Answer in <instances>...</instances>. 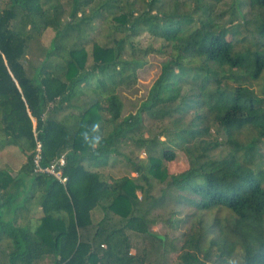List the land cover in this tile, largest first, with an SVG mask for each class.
I'll list each match as a JSON object with an SVG mask.
<instances>
[{"label": "trees", "instance_id": "1", "mask_svg": "<svg viewBox=\"0 0 264 264\" xmlns=\"http://www.w3.org/2000/svg\"><path fill=\"white\" fill-rule=\"evenodd\" d=\"M136 1L73 0L63 19L61 0H0V150L27 153L16 176L0 179V264H158L132 239L147 235L164 245L162 236L150 232L156 223L151 213L164 205L167 191L176 190L183 194L175 200L194 207L197 216L178 264H225L238 249L245 264H264V166L258 160L264 50L255 47L264 38V17L254 28V42L241 44L235 35L249 21L240 14L244 19L234 24L232 14L228 24L220 22L216 8L222 0H193L182 12L183 0H145L141 13L133 8ZM247 3L264 9V0ZM103 15L125 36L113 45L94 42L87 65L81 39ZM49 27L55 34L46 59L31 75L23 63L27 46ZM143 31L168 42L170 57L148 97L122 116L117 87L134 81L144 63L123 56L125 43ZM187 85L192 93L183 91ZM190 110L194 117L182 122ZM235 111L242 115L232 116ZM143 115L168 123L145 135ZM209 120L225 134L226 155L210 153L217 145L206 139ZM96 122L102 141L93 148L85 136L94 135ZM244 128L258 135L244 143L238 137ZM38 143L42 167L64 156V183L34 171ZM125 145L143 150L147 160L132 163L135 176L109 179L101 169ZM183 150L190 165L169 172L165 162ZM155 182L166 184L160 195L152 193ZM36 197L39 210L23 221ZM95 209L101 217L93 222ZM207 213L211 220L205 221Z\"/></svg>", "mask_w": 264, "mask_h": 264}, {"label": "rangeland", "instance_id": "2", "mask_svg": "<svg viewBox=\"0 0 264 264\" xmlns=\"http://www.w3.org/2000/svg\"><path fill=\"white\" fill-rule=\"evenodd\" d=\"M97 2V0H95ZM240 1H246L240 7L237 8V4ZM64 5V16L66 19L72 9L73 0H61ZM145 0H137L135 6L133 7L137 13H141L145 8ZM93 6V3L88 6H84L85 10ZM193 6V0H183V3L179 6V11H189ZM218 14L221 13L220 22L228 24L230 18L232 19V14L236 16V24L238 21L241 22L244 18L240 14H244L245 18L249 21L248 24L240 26L239 31L235 35V39H238L241 44L254 42L256 34L254 28L256 24L259 23L260 14L264 17V9H259L257 7L251 8L247 0H222L216 8ZM113 23L110 17H97L93 25L94 27L90 30L87 29L86 38L84 40V46L88 53L87 65L92 63L91 52L93 43H98L100 45H113V39H119L125 36L124 32L115 31L113 26L109 25ZM55 30L53 28H46L41 32V35L37 38H33L29 41L27 46L26 55L23 59V63L29 74L32 75L34 70L42 65L46 59L47 50L49 49L52 38L54 37ZM77 35L76 32L73 33V39ZM78 40V41H81ZM72 41V40H71ZM131 42V43H129ZM239 44L238 48H241ZM247 46V45H245ZM244 46V47H245ZM259 50H264V38L261 39L258 46H255ZM171 46L165 40L151 35L148 31H143L137 36H129L125 43L124 54L125 58H137L144 61L143 65L136 70L135 80L128 82V84L117 87V93L123 102L122 116L128 113L134 112L137 107L148 97L150 88L154 81L159 76L162 66L165 62L169 60ZM52 63L59 60V57H50ZM264 76V73L262 74ZM256 81V82H255ZM253 81L255 88L258 85H262L263 78H258ZM184 92L192 93L190 86H185L183 88ZM92 97L91 94L88 96H83V102L89 100ZM174 117L177 113L174 112ZM232 116H240L241 112L235 111L231 113ZM60 117V116H59ZM194 117L192 110L186 112L183 115L182 122L189 124L190 120ZM168 123V119L155 120V118L143 115V125L142 133L147 135V129H151L153 132L159 130V128ZM212 120L208 121L210 125V136L206 139L213 141L217 146L210 147V153L212 156L218 157L226 155L229 148L226 143L225 134L213 124ZM257 132L250 128H244L238 133V137L244 143L252 140L254 136H257ZM3 138L0 137V141ZM263 140V139H262ZM259 163L264 166V141L259 143ZM119 154L113 155L111 161L107 167L102 168V172H105L109 179L117 178L121 176H135L136 174L132 171L133 162H144L147 160V155L144 151H136L130 146H121L118 149ZM27 153L18 147H8L0 150V179L5 181L8 176H16L20 170V167L26 162ZM191 156L188 152L178 151L176 157L171 162H165L168 167L169 172H180L186 169L190 165ZM9 174H7V173ZM166 188L165 182H155L152 188V193L154 195H160ZM27 191V188H25ZM168 195L165 199V203L162 207L153 210L151 215L156 219V223L150 226L151 234H157L164 238V245L162 241H158L152 236H133V244L139 251L148 250V259L155 260L158 264H178L179 254L185 250L182 249V245L185 242L187 233L189 229L194 224H197V216L194 215L196 210L194 207L187 205L186 203H178L175 199L178 194H183L181 191H167ZM140 194V192H138ZM37 197L33 200L32 206H29L28 212L24 213L25 221L31 214H35L39 210L37 206ZM21 202V200H20ZM96 210V209H95ZM93 211L92 217L93 222H96L98 218L101 217V211L99 209ZM98 212V213H97ZM204 220H211V215L209 213L205 214ZM104 247V245H102ZM134 252V249L133 251ZM237 254H242L240 249L237 250ZM199 257H202L200 254ZM209 264H214L209 263Z\"/></svg>", "mask_w": 264, "mask_h": 264}, {"label": "built area", "instance_id": "3", "mask_svg": "<svg viewBox=\"0 0 264 264\" xmlns=\"http://www.w3.org/2000/svg\"><path fill=\"white\" fill-rule=\"evenodd\" d=\"M40 144H37V152L33 158V167L35 172L39 173H48L58 179L61 183H64L67 180V177L63 176L62 168L65 164V158L63 155L55 159L48 166L42 167L40 165L41 156L39 154Z\"/></svg>", "mask_w": 264, "mask_h": 264}, {"label": "clouds", "instance_id": "4", "mask_svg": "<svg viewBox=\"0 0 264 264\" xmlns=\"http://www.w3.org/2000/svg\"><path fill=\"white\" fill-rule=\"evenodd\" d=\"M91 131L92 133H94V135L90 137L85 136V139L89 141L90 145L93 148H96L98 145L101 144L102 141L101 135L96 134L101 131L100 123L99 122L93 123L91 125ZM225 264H245V260L242 255L234 253L233 255H230L226 259Z\"/></svg>", "mask_w": 264, "mask_h": 264}]
</instances>
